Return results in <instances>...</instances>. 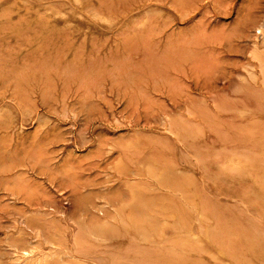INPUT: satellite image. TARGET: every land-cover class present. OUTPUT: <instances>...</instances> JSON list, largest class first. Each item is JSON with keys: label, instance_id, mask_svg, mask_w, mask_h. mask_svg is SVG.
Listing matches in <instances>:
<instances>
[{"label": "rangeland", "instance_id": "obj_1", "mask_svg": "<svg viewBox=\"0 0 264 264\" xmlns=\"http://www.w3.org/2000/svg\"><path fill=\"white\" fill-rule=\"evenodd\" d=\"M0 264H264V0H0Z\"/></svg>", "mask_w": 264, "mask_h": 264}]
</instances>
